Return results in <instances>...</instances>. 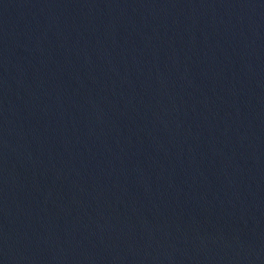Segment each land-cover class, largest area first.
<instances>
[{
    "label": "water",
    "instance_id": "1",
    "mask_svg": "<svg viewBox=\"0 0 264 264\" xmlns=\"http://www.w3.org/2000/svg\"><path fill=\"white\" fill-rule=\"evenodd\" d=\"M0 264H264V0H0Z\"/></svg>",
    "mask_w": 264,
    "mask_h": 264
}]
</instances>
